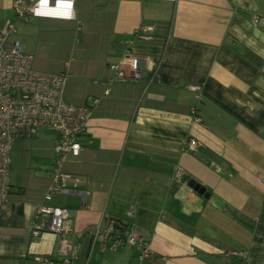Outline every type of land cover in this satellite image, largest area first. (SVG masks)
I'll use <instances>...</instances> for the list:
<instances>
[{"label":"crops","instance_id":"obj_1","mask_svg":"<svg viewBox=\"0 0 264 264\" xmlns=\"http://www.w3.org/2000/svg\"><path fill=\"white\" fill-rule=\"evenodd\" d=\"M14 6L0 0V27L15 18ZM75 11L77 20L18 21L12 36L25 31L16 39L34 69L66 73L67 102L89 106L99 97L83 149L62 167L87 198H44L55 130L17 137L12 192L0 209V264L59 256L60 234L31 232L41 202L70 210L75 264H264V0H75ZM143 25L151 38L136 35ZM134 57L136 79L128 76ZM190 138L196 150L187 149ZM17 140L44 156L41 169L26 149L15 164ZM109 216L130 220L149 254L141 258L130 243L113 249L85 232Z\"/></svg>","mask_w":264,"mask_h":264},{"label":"built area","instance_id":"obj_2","mask_svg":"<svg viewBox=\"0 0 264 264\" xmlns=\"http://www.w3.org/2000/svg\"><path fill=\"white\" fill-rule=\"evenodd\" d=\"M72 3L69 8L68 4ZM15 18L7 19L0 27V209L9 198L11 148L19 136H33L43 127L57 132L55 139L56 157L53 163L52 179L46 189L44 198L50 200L54 193L80 195L85 201L88 192L81 187L77 175L63 170V163L70 155L77 156L83 149L81 137L88 129V120L92 112L91 106L99 102L93 99L92 105H74L64 98L67 75L64 71L50 72L32 67V56L26 51V45L19 39L11 38L17 29L18 21H28L32 17H48L67 19L70 13L77 20L75 0H15ZM39 11V15L37 12ZM69 19V20H72ZM258 16H254L256 24ZM264 29V27H263ZM150 27L143 25L136 31L140 38H151ZM133 73L128 75L136 79L139 59L131 60ZM116 77L126 78L127 74L119 64H111ZM192 89L199 90V85L191 84ZM110 92L108 87L105 94ZM199 142L195 138L187 141L188 150H196ZM183 174V169L175 170V178ZM264 179V177H263ZM133 209L128 211L131 215ZM72 216L65 206L41 202L38 204L31 232L37 236L43 232L60 234L58 244L59 256L50 258L49 254L40 255L43 264H65L73 262L77 250L66 233L71 229ZM124 221H128L124 218ZM113 219L107 217L102 227L100 224L86 230L91 237L102 241L111 240V248L115 249L123 243H130L141 252V258L148 255V242L137 235L130 224L126 238L121 240L112 235ZM235 254L246 255L244 251ZM140 264H144L143 261Z\"/></svg>","mask_w":264,"mask_h":264},{"label":"rangeland","instance_id":"obj_3","mask_svg":"<svg viewBox=\"0 0 264 264\" xmlns=\"http://www.w3.org/2000/svg\"><path fill=\"white\" fill-rule=\"evenodd\" d=\"M24 32L25 31H22V29H19V31L16 34H14L11 38L18 37V38L25 39ZM27 42H28V45H29L30 40L28 39ZM32 67H34V66L32 65ZM17 139L19 140V138H17ZM18 140L15 142L14 150H13V153H12V156L14 157L15 164L22 160L21 151L26 149L25 151L28 152L29 158L37 160V163H36V165L34 167L35 170L36 169L37 170L41 169L40 168V162L43 160L44 156L43 155H39V156L36 155L37 152H36L35 146H33L32 144H28L27 146H25V145H22L20 142H18ZM10 155H11V153H10ZM13 166L15 168H17V165H13ZM27 168L29 169L30 167H27ZM16 172H17V170L14 171V173H16ZM18 172H20V171H18Z\"/></svg>","mask_w":264,"mask_h":264},{"label":"trees","instance_id":"obj_4","mask_svg":"<svg viewBox=\"0 0 264 264\" xmlns=\"http://www.w3.org/2000/svg\"><path fill=\"white\" fill-rule=\"evenodd\" d=\"M12 192V187H11V184H10V188H9V196H10V193ZM46 192V191H45ZM9 199V198H8ZM263 215H264V207H263ZM111 219H113V223H114V231L112 232V235L117 238V239H125L126 238V231L128 230L131 222L130 220L128 221H124V217H118V216H109ZM50 258L52 259H56V257H53L49 254ZM76 260H78V257L76 258ZM65 264H75L73 262L71 263H65Z\"/></svg>","mask_w":264,"mask_h":264},{"label":"water","instance_id":"obj_5","mask_svg":"<svg viewBox=\"0 0 264 264\" xmlns=\"http://www.w3.org/2000/svg\"><path fill=\"white\" fill-rule=\"evenodd\" d=\"M207 156H209L210 158H213L215 161H217L218 163L224 164L225 161L223 159H221L220 157L214 155L213 153L209 152L207 153Z\"/></svg>","mask_w":264,"mask_h":264},{"label":"clouds","instance_id":"obj_6","mask_svg":"<svg viewBox=\"0 0 264 264\" xmlns=\"http://www.w3.org/2000/svg\"><path fill=\"white\" fill-rule=\"evenodd\" d=\"M47 2H48V0H43V3H44V4H47ZM68 7L71 8V7H72V3H69V4H68ZM37 14H38V15L40 14L39 11L37 12ZM65 18H67V19H72V15H71L70 13H68V14L65 15Z\"/></svg>","mask_w":264,"mask_h":264}]
</instances>
